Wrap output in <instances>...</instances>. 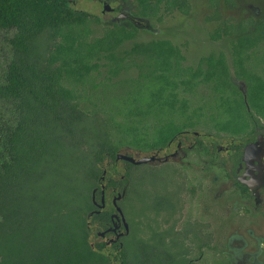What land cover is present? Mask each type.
Returning a JSON list of instances; mask_svg holds the SVG:
<instances>
[{
    "label": "trees",
    "instance_id": "1",
    "mask_svg": "<svg viewBox=\"0 0 264 264\" xmlns=\"http://www.w3.org/2000/svg\"><path fill=\"white\" fill-rule=\"evenodd\" d=\"M92 26L70 0H0L11 47L0 81V264H137L91 237L103 162L125 146L147 152L179 131L231 121L168 42L124 53L127 34Z\"/></svg>",
    "mask_w": 264,
    "mask_h": 264
},
{
    "label": "flooded vegetation",
    "instance_id": "2",
    "mask_svg": "<svg viewBox=\"0 0 264 264\" xmlns=\"http://www.w3.org/2000/svg\"><path fill=\"white\" fill-rule=\"evenodd\" d=\"M87 1L95 11L70 5L92 16L93 31L122 30L124 53L168 42L196 74V90L222 98L218 118L232 112L216 130H182L165 146L115 153L154 155L131 163L147 169L127 174L119 159L117 176L119 160L107 157L91 194L93 240L120 263L131 255L137 264H264V0ZM159 29L165 39L142 40Z\"/></svg>",
    "mask_w": 264,
    "mask_h": 264
},
{
    "label": "rangeland",
    "instance_id": "3",
    "mask_svg": "<svg viewBox=\"0 0 264 264\" xmlns=\"http://www.w3.org/2000/svg\"><path fill=\"white\" fill-rule=\"evenodd\" d=\"M71 6L73 8H75L74 4H71ZM77 8L80 9H84L87 11H95L94 9L91 8V2L87 1V0H78V5L76 6ZM3 36L9 37L13 34V31L9 30V31H4ZM144 38V37H143ZM10 55H11V50L9 49V45L7 43V41L5 39H3L2 37H0V81L2 79V76L6 70V65L10 60ZM0 110H3L2 108V104L0 103ZM141 155H145L144 153H142ZM123 161L119 160L116 165L114 166V168L116 169L117 176H119L124 168H123ZM148 167L146 166H140V167H133V170H137V169H147Z\"/></svg>",
    "mask_w": 264,
    "mask_h": 264
},
{
    "label": "water",
    "instance_id": "4",
    "mask_svg": "<svg viewBox=\"0 0 264 264\" xmlns=\"http://www.w3.org/2000/svg\"><path fill=\"white\" fill-rule=\"evenodd\" d=\"M162 32H163V29H159L155 33H149L150 36H146L145 38H142V40L143 41H147V40H151V39H156V40L157 39H165L166 36H164L162 34ZM229 64L231 65V61H229ZM115 159L116 160L122 159V160L128 161V162L133 163V164H141V163H146V162L153 161L155 159V156L154 155H151V156H146V155H143V156H132V155H129V154H126V153L118 152L115 155ZM94 192H95V189H92V193H91L92 196L94 195ZM117 210L119 211V213H121L119 207H117ZM91 213L92 212L88 213V217L91 215ZM123 220H125V219L123 218ZM124 224L127 227L126 221H124ZM120 246H121V244H120Z\"/></svg>",
    "mask_w": 264,
    "mask_h": 264
}]
</instances>
